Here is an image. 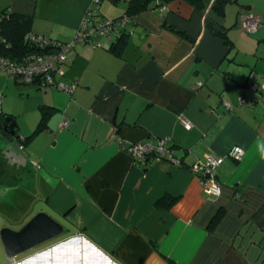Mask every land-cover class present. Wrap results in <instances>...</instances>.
<instances>
[{"label":"crops","instance_id":"crops-1","mask_svg":"<svg viewBox=\"0 0 264 264\" xmlns=\"http://www.w3.org/2000/svg\"><path fill=\"white\" fill-rule=\"evenodd\" d=\"M214 2L153 0L130 15L126 1L0 0V12L31 14L34 34L62 43L90 13L124 17L129 35L115 51L111 37L76 41L61 79L71 90L18 87L0 71L2 113L15 115L22 135L37 127L41 105L55 107L25 146L26 165L0 148V264H264V24L243 28L250 11L264 18V0H224L223 16ZM10 84L35 99L25 131L24 112L4 107ZM163 137L172 157L144 164L126 150ZM236 145L240 160L228 155ZM206 154L225 158L219 196L193 170ZM42 211L64 233L9 258L1 230Z\"/></svg>","mask_w":264,"mask_h":264},{"label":"built area","instance_id":"built-area-1","mask_svg":"<svg viewBox=\"0 0 264 264\" xmlns=\"http://www.w3.org/2000/svg\"><path fill=\"white\" fill-rule=\"evenodd\" d=\"M99 1L96 0V2ZM157 1L159 2L160 0ZM124 23L125 18L115 21L111 19L92 21L88 16L81 25L75 41L69 43H62L45 35L33 34L30 38L40 48L45 50L48 46L57 45V50L31 53L21 59L22 61L18 59L9 60L0 53V68L26 82L37 81V78L42 76L41 81L43 84L54 83V76L56 74L61 76L65 73L64 65L67 61V53L76 41L86 42L93 36L110 38L115 31L118 32L119 28L124 26ZM263 24V16L253 11L248 12L243 19V28L248 34L257 32ZM1 42L3 40L0 37ZM98 44L101 45V43ZM56 84L61 89L71 90L63 82H57ZM201 84L202 82L198 83V85ZM2 101V96H0V115L2 114ZM226 105L230 107L229 103H226ZM185 123L190 126L189 121H185ZM168 141L169 137H163L156 143L141 141L128 145L126 150L136 161L146 164L149 156L153 157V161H159L173 156ZM244 154L245 150L238 145L231 147L228 151V155L236 160L242 159ZM224 159L223 156L206 154L205 157L199 159L193 165V170L199 175L203 190L210 195L217 196V190H219L220 194L222 192L221 182L217 178L216 169L223 164ZM172 160L175 162L178 161L176 158H172Z\"/></svg>","mask_w":264,"mask_h":264},{"label":"trees","instance_id":"trees-1","mask_svg":"<svg viewBox=\"0 0 264 264\" xmlns=\"http://www.w3.org/2000/svg\"><path fill=\"white\" fill-rule=\"evenodd\" d=\"M110 1L113 2L114 4H118L122 1H126L128 3L126 14L132 15V14H136L148 8V5L153 0H110ZM191 1L196 6L201 7V8H205L208 4V0H191ZM213 8L219 16H223L225 14L224 0H215L213 4ZM89 17L92 21L96 20L93 18L94 16L92 17V13H90ZM118 19L120 20L122 18L118 17V18H113L111 20L115 21ZM32 20H33V17L31 14L17 12L14 10H10L9 8L0 12V37L3 40V42L0 43V53L3 56H5L7 59L9 60L18 59L22 61L21 59H23L24 57H26L27 55L31 53L43 52L47 50H50V51L57 50L58 46L55 44H54L55 46L51 45V46H48L45 50H43L42 48H40V46H38L31 40L30 37L31 35L34 34L31 31ZM96 21H99V20H96ZM217 31L222 37L226 39L227 42H229V37L225 31L224 32L219 31V30ZM101 38L103 37L93 36V37H90V39L86 42H93L98 45V43H101ZM128 38H129L128 31L126 30V26L124 25L123 27L119 28L118 32H115L112 34L111 36L112 43L109 49L113 51L121 49L124 46V44L128 42ZM66 65H67V61L64 65L65 73H66ZM65 73L61 76H58L56 74L54 76L55 78L54 83H45V84H43L41 81L42 76H39L37 78V81H34V82H26V81L20 80L16 76L14 77L16 81L19 83L35 84L39 88H56V89L64 90V89L59 88L58 84L56 83L62 82L61 79L65 75ZM40 109H41V118H40V121L37 127L32 133L28 134L27 136H24L22 140V145L24 148L27 144H29L33 140L35 135L47 129L48 119L51 114L50 111L54 110L55 107L52 106L51 104H43L40 106ZM8 116H12L18 124V121L16 120L15 115L13 113L3 112L0 115V130H3V128H5V126L7 125L6 118ZM17 127H18L17 128V133H18L20 131L19 124L17 125ZM152 158H153L152 156H149L147 163Z\"/></svg>","mask_w":264,"mask_h":264},{"label":"water","instance_id":"water-1","mask_svg":"<svg viewBox=\"0 0 264 264\" xmlns=\"http://www.w3.org/2000/svg\"><path fill=\"white\" fill-rule=\"evenodd\" d=\"M6 122L5 128L9 127L12 130L3 134L6 138L0 143L1 151L12 153L13 156H20L22 161L19 162L26 165L29 154L22 145L24 135L20 131L17 133L18 124L12 116H8ZM64 231L65 227L62 223L49 213L42 211L19 230L4 227L1 230V238L8 257L14 259L20 254L59 237Z\"/></svg>","mask_w":264,"mask_h":264},{"label":"rangeland","instance_id":"rangeland-1","mask_svg":"<svg viewBox=\"0 0 264 264\" xmlns=\"http://www.w3.org/2000/svg\"><path fill=\"white\" fill-rule=\"evenodd\" d=\"M0 71H4L7 75H9L10 77H12L15 80V77L10 75L6 70L0 69ZM4 83H5V78L2 75L0 77V85L3 86ZM18 85H19L18 87H20V86L34 87V89H37L35 84L18 83ZM0 90H1L0 93H3V95L6 94L5 89H0ZM7 90L9 92V93H7V94H9V99H7L5 101V105H4L5 110H7V111H9V109L14 110L15 112H18L16 114H21V112H24L20 116V122L23 124V126H22L23 131H25L27 129V127L30 126L29 125V119L31 116V114H28V111H26V110L27 109L31 110L32 109L31 107H34L35 102H33V101H35V99H33V97H31V99L29 100L31 102L30 103L26 98H24V96H22L21 89L17 88L15 86V84H10L9 89H7ZM23 94L28 95L27 92H25V91ZM4 98H5V96H4ZM25 106H27V109Z\"/></svg>","mask_w":264,"mask_h":264},{"label":"flooded vegetation","instance_id":"flooded-vegetation-1","mask_svg":"<svg viewBox=\"0 0 264 264\" xmlns=\"http://www.w3.org/2000/svg\"><path fill=\"white\" fill-rule=\"evenodd\" d=\"M10 130H12V128H3V130H0V139H1V137L3 138V139H5L6 137L4 136L6 133H8ZM4 134V135H3ZM10 134V133H9Z\"/></svg>","mask_w":264,"mask_h":264},{"label":"clouds","instance_id":"clouds-1","mask_svg":"<svg viewBox=\"0 0 264 264\" xmlns=\"http://www.w3.org/2000/svg\"><path fill=\"white\" fill-rule=\"evenodd\" d=\"M260 157H261V159H264V144H261L260 145ZM217 196H219V190H217Z\"/></svg>","mask_w":264,"mask_h":264},{"label":"bare ground","instance_id":"bare-ground-1","mask_svg":"<svg viewBox=\"0 0 264 264\" xmlns=\"http://www.w3.org/2000/svg\"><path fill=\"white\" fill-rule=\"evenodd\" d=\"M79 259H80V256H74V257H73V260H79ZM66 261H69V260H64V261H62V262H61V260H60V264H65ZM48 264H56V263H54L53 261L49 260V261H48Z\"/></svg>","mask_w":264,"mask_h":264}]
</instances>
